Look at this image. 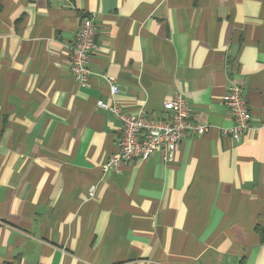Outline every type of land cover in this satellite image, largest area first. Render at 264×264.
<instances>
[{"label":"crops","instance_id":"0c3cea01","mask_svg":"<svg viewBox=\"0 0 264 264\" xmlns=\"http://www.w3.org/2000/svg\"><path fill=\"white\" fill-rule=\"evenodd\" d=\"M102 75L126 110L180 93L208 128L104 172L121 124ZM231 84L255 127L239 140ZM0 264H264V0H0Z\"/></svg>","mask_w":264,"mask_h":264},{"label":"built area","instance_id":"2783aa9c","mask_svg":"<svg viewBox=\"0 0 264 264\" xmlns=\"http://www.w3.org/2000/svg\"><path fill=\"white\" fill-rule=\"evenodd\" d=\"M97 25L90 16L80 19L74 38L70 45L69 68L73 79L81 86L88 83L91 69L89 61L96 49ZM110 87L109 102L101 99L96 105L109 111L120 121L121 129L117 142L118 152L108 156L102 162V170H118L133 159H146L159 148L166 152V159L172 158L179 142L187 134H201L208 124L193 118L192 107L178 93L171 99L163 101V112L154 114L139 108L126 110L118 101L119 89L115 79L102 75ZM223 103L232 117V125L225 130L235 140H239L247 131L254 130L243 86L231 84L222 96ZM95 186H91L88 197H93Z\"/></svg>","mask_w":264,"mask_h":264}]
</instances>
